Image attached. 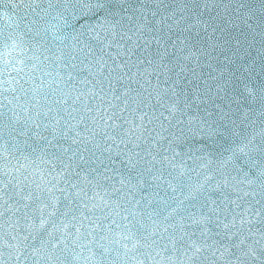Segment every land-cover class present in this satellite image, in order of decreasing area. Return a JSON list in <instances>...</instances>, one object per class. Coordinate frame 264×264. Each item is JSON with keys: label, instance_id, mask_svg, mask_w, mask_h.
Segmentation results:
<instances>
[{"label": "snow or ice", "instance_id": "obj_1", "mask_svg": "<svg viewBox=\"0 0 264 264\" xmlns=\"http://www.w3.org/2000/svg\"><path fill=\"white\" fill-rule=\"evenodd\" d=\"M0 264H264V0H0Z\"/></svg>", "mask_w": 264, "mask_h": 264}]
</instances>
